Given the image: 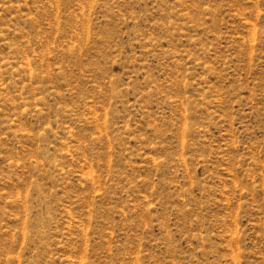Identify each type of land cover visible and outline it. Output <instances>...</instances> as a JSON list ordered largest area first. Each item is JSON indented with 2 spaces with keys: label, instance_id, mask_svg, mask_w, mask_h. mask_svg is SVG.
I'll list each match as a JSON object with an SVG mask.
<instances>
[{
  "label": "rangeland",
  "instance_id": "374dc122",
  "mask_svg": "<svg viewBox=\"0 0 264 264\" xmlns=\"http://www.w3.org/2000/svg\"><path fill=\"white\" fill-rule=\"evenodd\" d=\"M0 264H264V0H0Z\"/></svg>",
  "mask_w": 264,
  "mask_h": 264
}]
</instances>
